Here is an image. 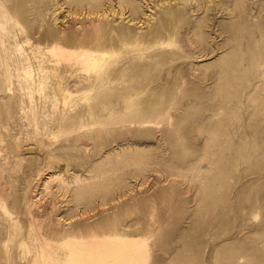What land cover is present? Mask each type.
<instances>
[{"label":"rangeland","instance_id":"obj_1","mask_svg":"<svg viewBox=\"0 0 264 264\" xmlns=\"http://www.w3.org/2000/svg\"><path fill=\"white\" fill-rule=\"evenodd\" d=\"M0 41V264L102 232L264 264V0H0Z\"/></svg>","mask_w":264,"mask_h":264},{"label":"bare ground","instance_id":"obj_2","mask_svg":"<svg viewBox=\"0 0 264 264\" xmlns=\"http://www.w3.org/2000/svg\"><path fill=\"white\" fill-rule=\"evenodd\" d=\"M5 13L7 11H3V15ZM17 25L19 26L18 23ZM0 42L2 44V41ZM17 46L21 52L22 44H17ZM58 46L50 44L47 51L51 55L56 56L58 53H66L67 51L70 57L84 64L85 69L100 68L105 55L107 56L105 52H98L91 49L65 48L63 50L66 51H62ZM22 73L24 77H30L31 70L29 68H22ZM75 96L76 93L74 91L65 89L61 92L60 97L62 98V102L66 103ZM5 205L1 204V210L9 217V211ZM30 227H32L31 224ZM50 238L52 239L50 240ZM34 244L35 264H38V262L40 264H145L148 253L147 245L141 235H129L118 232L63 235L62 237H58L57 235L49 237L47 233H44V238L35 235ZM20 252L24 253V247L21 244Z\"/></svg>","mask_w":264,"mask_h":264}]
</instances>
